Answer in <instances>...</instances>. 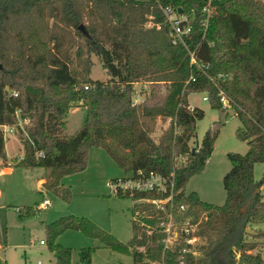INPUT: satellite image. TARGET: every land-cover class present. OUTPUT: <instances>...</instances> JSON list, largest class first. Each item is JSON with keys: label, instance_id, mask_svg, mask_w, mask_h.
I'll use <instances>...</instances> for the list:
<instances>
[{"label": "trees", "instance_id": "1", "mask_svg": "<svg viewBox=\"0 0 264 264\" xmlns=\"http://www.w3.org/2000/svg\"><path fill=\"white\" fill-rule=\"evenodd\" d=\"M207 2L0 0V156L5 163L3 128L16 126L25 149L18 166L50 168L45 187L69 201L62 178L85 170L90 150L101 147L125 172L174 173L180 189L174 194L175 208L185 204V216L196 222L202 218L201 253L186 254L183 263L179 252L184 243L165 249L164 234L157 231L159 210L139 201L167 194L118 188L116 194L134 200L132 214L153 231L133 220L134 235L123 242L88 217H60L45 224L55 264H72V248L56 242L70 229L98 238L114 251L131 252L134 264H264L258 250L264 230L254 227L264 223V176H254L255 164L264 163V0H214L216 11L204 31ZM167 5L181 8L193 25L185 44L172 41L161 8ZM191 53L206 67L193 63ZM92 54L100 58L107 80L91 77ZM141 82H149L152 89L137 102L134 86ZM162 85L164 93L157 94ZM220 91L229 100L227 107ZM194 92H207L213 109H233L241 121L237 137L249 145L246 153H228L231 169L224 177L223 205L184 190L204 170L224 125V120L213 122L201 142L191 146L204 117L202 108L190 104ZM80 101L87 112L85 123L69 135L65 117ZM158 118L169 119V124L156 140L152 134ZM38 209L19 208V216L33 217ZM93 251L80 249L82 264H93Z\"/></svg>", "mask_w": 264, "mask_h": 264}, {"label": "rangeland", "instance_id": "2", "mask_svg": "<svg viewBox=\"0 0 264 264\" xmlns=\"http://www.w3.org/2000/svg\"><path fill=\"white\" fill-rule=\"evenodd\" d=\"M94 62L91 77L107 80L109 77L100 58L92 54ZM134 100L140 102L151 93L149 82L135 84ZM165 85L158 87L157 94H163ZM207 92H194L189 95L191 105L204 110V117L197 123V139L191 141L196 147L204 137L206 131L217 120H224L220 134L214 145L211 157L202 172L192 176L184 187L186 193L197 192L205 202L223 205L226 200L224 177L231 169L229 152L246 153L249 149L247 141L237 137L236 130L241 126L238 116L231 108L223 112L211 107L210 101L203 100ZM86 108L80 101L71 107L66 114L67 134L75 133L85 123ZM226 113L229 115L226 117ZM169 119H157L153 137L158 140L163 130L168 126ZM5 152L7 162L0 156V224L3 242L6 245L4 258L7 264H54V255L49 248L48 234L45 224L60 217L75 215L93 220L103 229L109 231L123 242L129 241L134 235L132 206L134 200L130 197H120L112 188L113 178H124L131 175L125 172L111 158L105 149L93 147L89 152L88 166L85 170L64 176L61 180L63 187L70 190V200L65 201L54 190L44 185L50 168L18 166L24 155V144L19 129L14 126V132L4 127ZM197 140V141H196ZM11 165L10 172L3 169ZM13 165V166H12ZM254 176L260 180L264 176V163H256ZM41 182V184H40ZM264 194V183L261 187ZM44 198L51 204L38 209ZM36 207L38 213L30 218L22 219L19 208ZM257 230H264V223L256 224ZM46 241L44 245L40 241ZM264 241V238L261 239ZM261 241V242H262ZM56 242L72 248V264H82L80 249L93 247V264H134L131 252L121 253L106 247L100 239L86 236L79 230L70 229L60 234ZM145 251L144 247L139 248ZM264 259V244H260ZM40 261V262H39ZM156 263V262H155Z\"/></svg>", "mask_w": 264, "mask_h": 264}, {"label": "built area", "instance_id": "3", "mask_svg": "<svg viewBox=\"0 0 264 264\" xmlns=\"http://www.w3.org/2000/svg\"><path fill=\"white\" fill-rule=\"evenodd\" d=\"M162 11L166 16V20L171 26L170 35L172 37L173 43H183L185 44V36L189 35L192 31L193 25L189 17L180 12L179 9H176L170 5L162 6ZM216 11V5L214 0H208L207 4L203 7L202 12L205 14V18L202 22L203 29L206 31L209 27V21L212 15ZM191 60L193 63H197L201 67H206L204 64H199L195 58V54L191 53ZM219 97L223 103L224 107H227L229 100L226 94L223 91L219 92ZM203 100L208 101L209 96L204 95ZM20 125L23 124V121L20 120ZM7 127V126H6ZM9 132H14V126L7 127ZM37 155H41V152H38ZM113 190L119 188L124 193L134 192V191H151L158 193H166L167 196L162 198H146L139 200L140 202H146L154 204L156 209L159 210V228L158 232L164 234L161 242L164 244L165 249L172 248L176 243L182 242L184 246L180 250V259H183L186 254L192 253L194 256H199L200 246L205 242V237L199 232V221H194L192 216H185V213L188 210V206L181 204L177 209L174 206V194L180 192V189H176L175 183V174L165 176L161 173H150L147 176H143L142 172L139 171L138 175L131 173L130 176L118 178L117 182L112 184ZM1 194V191H0ZM51 204V201L48 198H45L39 207L46 208ZM168 204L170 207L168 209ZM134 221L139 222L141 225L146 226L149 229V233L153 230L150 229V224L143 221L137 214L133 215ZM41 244L46 243L41 240ZM4 243L0 244V260L5 261L4 259ZM153 264H163L161 262H154Z\"/></svg>", "mask_w": 264, "mask_h": 264}, {"label": "crops", "instance_id": "4", "mask_svg": "<svg viewBox=\"0 0 264 264\" xmlns=\"http://www.w3.org/2000/svg\"><path fill=\"white\" fill-rule=\"evenodd\" d=\"M191 104V103H190ZM92 151V150H91ZM13 166V165H12ZM11 169H12V167H11V165H7V167L6 168H4L3 169V172H5V173H8V172H10L11 171ZM65 176H67V175H65ZM47 179V178H46ZM46 179H44V181H46ZM40 184H41V182H40ZM2 195V192H1V194H0V196ZM45 199V198H44ZM40 206V205H39ZM0 207H4L3 205H1ZM1 223V222H0ZM0 231H1V224H0ZM2 234V233H1ZM4 243V242H3ZM45 244V243H44ZM44 244H42V245H44ZM4 247H5V249H6V245H5V243H4ZM6 252V251H5ZM52 254H53V252H51ZM54 255V254H53ZM5 259V258H4ZM5 261H6V263H7V260L5 259ZM40 262V261H39ZM54 264H55V257H54Z\"/></svg>", "mask_w": 264, "mask_h": 264}, {"label": "water", "instance_id": "5", "mask_svg": "<svg viewBox=\"0 0 264 264\" xmlns=\"http://www.w3.org/2000/svg\"><path fill=\"white\" fill-rule=\"evenodd\" d=\"M179 11L182 12V9L179 8ZM80 28H81V29H84V28H83V25H80ZM0 68H2L1 63H0ZM247 231H248L249 233H252V234H255V233H256V231H254V230H252V229H247Z\"/></svg>", "mask_w": 264, "mask_h": 264}]
</instances>
